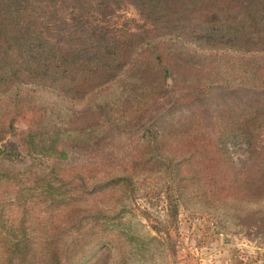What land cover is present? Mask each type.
Returning <instances> with one entry per match:
<instances>
[{
  "label": "rangeland",
  "instance_id": "1",
  "mask_svg": "<svg viewBox=\"0 0 264 264\" xmlns=\"http://www.w3.org/2000/svg\"><path fill=\"white\" fill-rule=\"evenodd\" d=\"M28 1L50 11L47 22L54 19L58 30L49 36L60 45L83 47L85 41L96 42L98 35L93 38L86 27L98 20L107 26V36L144 25L129 0H92V5L82 0L87 3L84 12L79 10L80 0H46L45 5L43 0ZM28 1L0 0V10L15 9L20 3L19 11L28 12L18 18L22 25L42 27L41 21L30 17ZM54 3L62 4V12L51 8ZM192 39H176L174 46L183 62L166 82L159 81L153 94H144L135 119L112 123L100 135L94 126H82L84 118L92 117L79 114L85 104L53 88L23 86L15 127L0 142V264H19L13 244L18 238L27 241L29 256L57 247L69 264H216L223 255H233L243 264H264V209L254 203L225 204L216 200L219 194L196 191L200 178L208 187H218V193H230L228 180L238 174L236 166L204 165L198 177L182 181L174 173H160V164L150 161L152 157L141 148L144 132L153 123L183 130L189 122L215 129L212 115L264 108V88L240 84L248 55L210 54ZM207 73L215 82L203 81ZM1 109L3 118L6 112ZM55 127L69 131L66 136L71 139L59 145L66 156L50 147L23 146L21 137L27 129L41 134ZM82 129L89 135L87 140ZM257 148L264 149V132ZM229 150L236 162L245 158L243 146L232 145ZM136 161L138 167L129 176L126 168ZM263 161L264 157L253 158L243 173L256 174ZM241 195L235 190L233 197ZM46 254L37 257L45 259Z\"/></svg>",
  "mask_w": 264,
  "mask_h": 264
},
{
  "label": "trees",
  "instance_id": "2",
  "mask_svg": "<svg viewBox=\"0 0 264 264\" xmlns=\"http://www.w3.org/2000/svg\"><path fill=\"white\" fill-rule=\"evenodd\" d=\"M74 1L62 0L61 3ZM80 1L79 10L84 12L87 3ZM41 2L46 4V0ZM91 2L89 0L88 4L92 5ZM28 3L32 8L30 17L41 21L42 27L22 25V19L18 18L28 12L19 11L20 3L15 4V9L0 10V109L6 112L0 118V142L15 127V113L25 84L53 88L85 104L79 114H92V117L84 118L82 126H94L98 135L112 123L134 120L133 114L140 112L144 94H153L159 81L166 82L179 62H183L182 53L174 46L179 37H192L198 48L210 54L236 51L238 55H248L249 59L241 66L240 84L252 89L264 88V0H129L142 16L144 25L107 36L108 28L99 20L88 23L86 30L93 38L98 35V39L85 41L83 47L54 41L49 33L58 28L53 27L54 19L53 23L47 22L50 11L33 7L31 1ZM61 5L54 3L51 8L62 12ZM177 43L183 47L181 40ZM207 74L203 81L215 82L212 74ZM212 120L215 129L189 122L183 130L153 123L144 132L143 153L152 157L150 161L160 164V173H174L182 181L198 177L204 165L209 168L215 164L221 168L231 162L238 174L228 180L230 193L222 195L218 187H208L200 178L196 191L201 194L210 190L219 194L216 200L225 204L254 203L264 209V161L256 174L243 173L244 165L253 158L264 157V149L257 148L264 132V108L245 109L235 115H212ZM68 132L58 127L41 134L27 129L21 142L30 150L50 147L63 157L67 152L59 145L64 139H71L66 136ZM81 135L84 140L88 139L86 129H82ZM232 145L244 147V159L234 160L229 150ZM137 167L136 161L125 172L131 176L130 170L135 173ZM235 190L242 195L233 197ZM26 242L18 238L13 243L20 257L19 264L70 263L57 247H45L29 256ZM44 253H47L45 259L41 257ZM38 254L41 256L37 257Z\"/></svg>",
  "mask_w": 264,
  "mask_h": 264
},
{
  "label": "crops",
  "instance_id": "3",
  "mask_svg": "<svg viewBox=\"0 0 264 264\" xmlns=\"http://www.w3.org/2000/svg\"><path fill=\"white\" fill-rule=\"evenodd\" d=\"M237 259L233 257V255H223V257H219L216 261V264H243L241 262H237Z\"/></svg>",
  "mask_w": 264,
  "mask_h": 264
}]
</instances>
